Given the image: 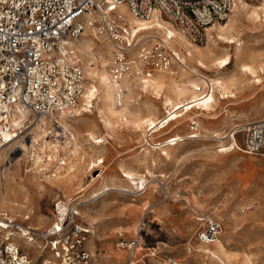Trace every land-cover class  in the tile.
<instances>
[{
    "label": "rangeland",
    "instance_id": "obj_1",
    "mask_svg": "<svg viewBox=\"0 0 264 264\" xmlns=\"http://www.w3.org/2000/svg\"><path fill=\"white\" fill-rule=\"evenodd\" d=\"M248 1L254 4L258 0ZM252 24L248 23L242 31V38L246 41L247 50L251 51V56L246 59V62L255 66L262 64L264 67V25ZM88 33L96 42L109 41L104 35L96 33L93 29H88ZM146 41L153 46L158 42L160 45L162 44L151 37H148ZM109 42L112 44L111 41ZM193 42L200 46L206 45L208 31L205 41ZM174 49L177 50L176 47ZM182 50L184 51V49ZM134 51L136 52V48ZM234 51V45L229 49L222 46L216 49V56L222 57L227 53L231 55V63L222 70L224 76L232 74L236 68ZM112 56L111 52L108 67L114 80L119 83L118 88L122 85L125 89L124 101L121 103L118 102L117 91L115 106L121 108L127 103L126 99L142 104L144 101H152V97L142 93L137 86L141 77L126 74L120 82L115 79L112 70ZM79 57L83 65V56L80 51ZM187 63L194 65L190 61ZM96 65L98 68L102 67L99 63L93 64V66ZM175 65V73L158 70L152 76L163 75L176 82L184 81L189 75V71L183 69L177 62ZM200 70L211 76L215 74V71L205 68ZM234 72L238 75V82L235 85L236 97L230 101H220L217 115H221L227 109L237 114L243 109L250 110L254 115H251L250 119L238 116L236 122L241 126L252 119L264 117V71L258 72L259 80L252 74L238 69ZM85 74L88 87L94 81L88 77L86 70ZM125 76L128 86L123 80ZM202 89H204L203 86ZM126 94H128L127 97ZM83 99L84 96L76 108L80 106ZM143 110L145 114L149 113L146 108ZM73 116L75 120L70 122L77 125L81 131L77 138L78 152L72 153L75 156L73 160L82 169L83 177L87 181L91 179L92 174L97 176L101 172V169L96 170L97 166L92 169L91 165H88L91 158L98 154L97 150L91 149L94 142L88 138L89 132L93 130L91 123L94 116L89 113L83 115L74 113ZM50 123L44 125L47 138L59 140L61 144H65L64 127ZM116 124L119 131L114 134V139L101 150L106 155V165L103 169L106 170V173L116 174V167L119 163L125 162L144 174L146 181L142 184H133L132 182L126 183L123 179L110 185L109 189L101 193L99 197L85 198L87 201L82 204L94 205L95 209L101 210L102 208L105 211L98 217L96 223L99 228L101 226V235L95 238L96 259L112 264H128L129 248L121 243L135 241L138 245L135 249L134 261L139 264H216V260L212 261L208 254L198 250L195 246L200 240L198 230L202 221L194 220L193 229H190L188 223L191 220L188 219V213H191L194 217H199V215L218 217L224 227L222 234L227 238L228 248L240 253L248 252L252 254L257 263L264 262V151L256 154L243 153L239 150L227 153L219 152L216 151L220 144L219 140L208 135L183 140L180 147L176 149L175 156L169 159L159 154L157 149H153L150 154H145L142 152L146 146L142 137L135 134L121 121ZM19 126L21 127V124ZM33 127L31 125L21 129L24 131L21 134L24 143H30L35 134ZM237 138L240 145L243 146L244 133L239 131ZM225 140L227 142V139ZM70 143L66 149L61 150L60 156L68 154L69 148L73 149L74 142ZM25 151L19 144L8 146L0 161V167L15 172V176L20 182L25 181L26 176L31 172L38 170L34 163L36 157L34 153L26 154ZM77 156L80 158H76ZM56 162L55 159L50 162L51 169L57 165ZM12 174L14 175V173ZM66 200L67 197L60 189H51L38 200L37 197H34L33 202H35V206L39 204L37 210L42 214L40 218L47 219L43 213L54 216V219L50 220V224L53 225L56 221V209L59 203L63 204ZM83 200L81 198L77 201L73 200V202H76L77 205L79 201ZM187 200L191 201L190 205L187 204ZM82 204L78 206L81 208ZM72 206L68 209L69 211L74 209ZM215 206L219 207L221 215L212 212ZM193 209L196 211L194 212ZM32 215L35 214L32 213ZM76 217L82 225L91 227V236L95 225L88 223L79 215ZM129 222L134 223V233L131 235H128V230L125 228V223ZM12 241L18 243L34 257L39 256V252L34 251L33 246L28 247L25 240L18 234L12 236ZM87 247L91 251L88 239ZM113 249H121L124 251V256L120 258L111 254Z\"/></svg>",
    "mask_w": 264,
    "mask_h": 264
},
{
    "label": "bare ground",
    "instance_id": "obj_2",
    "mask_svg": "<svg viewBox=\"0 0 264 264\" xmlns=\"http://www.w3.org/2000/svg\"><path fill=\"white\" fill-rule=\"evenodd\" d=\"M119 10L125 15L124 17L132 29L137 30L136 35H142L141 40L151 37L162 42L161 46L171 47L179 57L176 62L183 69L188 70L189 75L180 82L163 75L141 78L137 83L139 90L152 97L153 100L144 101L142 104L126 99L127 103L121 108H117L115 102L119 83L114 80L108 67L109 54L112 52L113 45L106 40H102L100 43L96 42L88 33V29L92 28L88 26L85 29L74 44L83 56V66L88 77L92 78L94 83L87 87L84 99L78 108L64 110L60 113L59 125L63 126L65 130V144H61L59 140L47 138L44 125L51 122L47 118H42L32 124L34 126V132H32L35 134L29 144L24 143L21 139V134L24 131L19 129V125L28 119V114L25 111L16 114L13 119V129L2 132L0 136V142L3 141L0 143V161L6 153L5 149L16 144L25 149L26 154L33 152L36 156L34 163L38 170L31 172L22 182L15 176V172L0 167V214L13 219L19 226L15 228L13 236L18 234L25 240L28 247L33 246L34 251L37 250L39 254L45 247V242L40 236L52 226L50 220H53L54 216L43 213L48 220L40 218L42 214L37 210L38 202L36 206L33 202L34 197H37L38 200L44 196L45 192L51 189H60L67 197L65 203H59L60 210L64 213L73 205L79 216L95 225L94 232L88 238V244L91 252L96 255L95 238L101 235V226L99 228L96 223L98 217L105 211L102 208L101 210L95 209L94 205L82 204L87 201L85 198H97L108 190L110 185L123 179L126 183H145L144 174L125 162L119 163L116 167V174L106 173V170L103 169L106 165V155L101 150L114 139V134L119 131L116 122L121 121L135 134L142 137V141L146 145L142 152L145 154H150L153 149H157L159 154L171 159L175 156V151L183 140L208 135L219 140L220 144L218 143L216 151L227 153L239 150L247 153L238 141L237 133L240 131V125L236 120L238 116L250 119L253 115L252 112L243 109L237 114L227 109L221 115H217V113L220 101H230L236 97L235 85L238 82V75L234 72L236 69L250 73L258 80L260 79L258 72L264 71L262 64L255 66L246 62V59L251 56V51L247 50L246 41L242 38V31L248 23L264 25V0H258L254 4L248 0H235L228 20L224 23H216L207 29L208 43L204 46L195 44L171 20L158 12H153L149 19H141L129 11L125 4L120 5ZM233 45L236 68L232 74L224 76L222 70L231 63V55L227 53L222 57L216 56V49L220 46L229 49ZM187 60L193 62L194 65H189ZM94 63H99L102 67L93 66ZM199 68L215 71V74L208 75ZM175 72V69L170 71V73ZM123 80L128 86L125 82L126 76ZM143 108H146L149 113L145 114ZM74 113L77 115L89 113L94 116L91 123L93 130L89 132L88 138L94 142L91 149L97 150L98 154L91 158L88 165H91L92 169L97 166L96 170L101 169V172L97 176L92 174L91 179L87 181L83 177L82 169L73 160L75 156L72 153L78 152L77 138L81 134L78 126L70 122L75 120ZM70 142H74L73 149L69 148L68 154L60 156L61 150L66 149ZM170 143L172 144L170 145ZM78 156L76 158H80ZM54 159L57 160V165L51 169L50 162ZM81 198L84 200L79 201L77 205L76 202H73V200L77 201ZM40 201L42 200L40 199ZM81 204L83 206L80 208L78 205ZM187 204L190 205L191 201L187 200ZM213 208V213L221 215L219 207ZM32 213L35 215L33 216ZM55 217L56 223L57 214ZM188 219L192 221H189L188 226L193 229V221L199 220L201 217H194L188 213ZM125 228L128 230V235L134 233V223H125ZM29 229L37 231L40 236L30 241L26 235ZM223 229L224 227L222 232ZM221 234L213 243L198 240L195 244L196 248L208 254L212 261L216 260V264H264V262L257 263L252 254L248 252L240 253L228 248L227 238ZM124 243L121 244L128 247ZM137 245L128 247L129 256L127 259L129 261L135 260ZM111 254L122 258L124 251L113 249ZM44 259H51V256L46 255Z\"/></svg>",
    "mask_w": 264,
    "mask_h": 264
},
{
    "label": "built area",
    "instance_id": "obj_3",
    "mask_svg": "<svg viewBox=\"0 0 264 264\" xmlns=\"http://www.w3.org/2000/svg\"><path fill=\"white\" fill-rule=\"evenodd\" d=\"M234 1L0 0V136L13 129V119L21 111L27 112L28 119L19 129L42 118L59 125L60 113L79 105L87 89V77L74 43L88 26L112 42V70L119 82L126 74L145 79L158 70L176 69L177 53L159 42L153 46L147 38L141 40L142 35H136L137 30L121 14L120 5L125 4L141 19L158 12L191 40L203 42L209 27L227 21ZM124 93L121 85L119 103L124 101ZM239 128L244 133V151H264V117ZM56 210L57 222L42 236L27 230L30 241L40 236L45 242L38 257L12 241L19 226L0 214V264H109L99 262L87 248L92 229L77 220L76 209L63 213L58 206ZM199 217L200 241L213 243L222 232L221 220L211 215ZM124 244L129 247L136 242ZM46 255L52 258L44 259ZM128 264L139 262L130 260Z\"/></svg>",
    "mask_w": 264,
    "mask_h": 264
},
{
    "label": "crops",
    "instance_id": "obj_4",
    "mask_svg": "<svg viewBox=\"0 0 264 264\" xmlns=\"http://www.w3.org/2000/svg\"><path fill=\"white\" fill-rule=\"evenodd\" d=\"M255 119H257V118H255ZM255 119H252V120H255ZM224 230V229H223ZM223 233V232H222ZM87 244V243H86ZM88 248V247H87ZM96 256V255H95ZM98 260V259H97ZM99 261V260H98Z\"/></svg>",
    "mask_w": 264,
    "mask_h": 264
}]
</instances>
